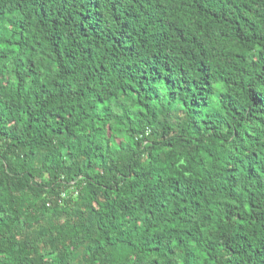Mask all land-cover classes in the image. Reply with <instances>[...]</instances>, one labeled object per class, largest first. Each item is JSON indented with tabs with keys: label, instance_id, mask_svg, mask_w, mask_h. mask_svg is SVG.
<instances>
[{
	"label": "trees",
	"instance_id": "obj_1",
	"mask_svg": "<svg viewBox=\"0 0 264 264\" xmlns=\"http://www.w3.org/2000/svg\"><path fill=\"white\" fill-rule=\"evenodd\" d=\"M0 264H264V0H0Z\"/></svg>",
	"mask_w": 264,
	"mask_h": 264
}]
</instances>
